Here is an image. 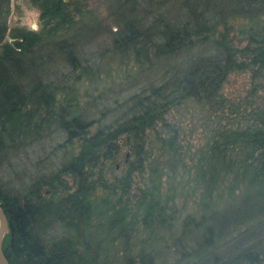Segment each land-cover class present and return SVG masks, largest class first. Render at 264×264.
I'll use <instances>...</instances> for the list:
<instances>
[{
  "label": "trees",
  "instance_id": "trees-1",
  "mask_svg": "<svg viewBox=\"0 0 264 264\" xmlns=\"http://www.w3.org/2000/svg\"><path fill=\"white\" fill-rule=\"evenodd\" d=\"M9 1L0 0L7 264H264V117L212 126L190 165L168 118L187 101L214 115L227 73L264 65V0H106L107 24L78 2L29 0L36 29L7 27ZM236 17L261 19L239 49L248 61H236L224 33L214 37ZM123 58L130 75L102 84L106 64ZM121 145V171L108 176Z\"/></svg>",
  "mask_w": 264,
  "mask_h": 264
},
{
  "label": "rangeland",
  "instance_id": "rangeland-1",
  "mask_svg": "<svg viewBox=\"0 0 264 264\" xmlns=\"http://www.w3.org/2000/svg\"><path fill=\"white\" fill-rule=\"evenodd\" d=\"M70 3L78 2L85 7L95 17L103 20L107 24L109 19V9L106 0H69ZM38 9L30 3L29 0H10L9 13L6 17L7 27H24L26 29H36L38 27ZM261 23L245 18H232L226 24L219 25L214 31V37L219 33H224L227 41L234 47L235 58L237 62L248 61L241 49L247 42L249 28L256 27ZM114 29V26H110ZM101 38V37H100ZM100 38L96 43L101 44ZM102 40V39H101ZM245 56V57H244ZM134 65L129 58H123L122 61L113 60L106 64L105 69L100 73V82L104 85L116 83L128 77L132 72ZM88 88L87 82H82L80 89ZM220 102L214 107V115H205V113L195 104L187 101L180 108L173 110L168 118L174 124L179 126V142L181 150L185 151V162L190 165L194 162V156L191 154L194 148L203 144L211 133V127L214 126V133L219 129L232 128L240 129L245 126L256 124L259 118L264 117V65L259 67L257 64L246 67H234L230 70L222 81L220 88ZM208 117V118H207ZM73 144V149L75 147ZM128 153L126 146L121 145L119 155L114 162V168L108 169V176L119 174L123 165L124 154ZM153 155L156 151L153 150ZM175 166L178 175L175 180L185 182L188 178V171L181 163ZM190 171V170H189ZM179 174L183 176L180 177ZM190 181L188 180V185ZM99 196L101 192H96ZM189 202L187 209L192 208Z\"/></svg>",
  "mask_w": 264,
  "mask_h": 264
},
{
  "label": "water",
  "instance_id": "water-1",
  "mask_svg": "<svg viewBox=\"0 0 264 264\" xmlns=\"http://www.w3.org/2000/svg\"><path fill=\"white\" fill-rule=\"evenodd\" d=\"M5 40H10L7 34H5L3 41ZM6 230H7L6 219L0 208V264H7V261L1 251V241H2L3 234L6 232Z\"/></svg>",
  "mask_w": 264,
  "mask_h": 264
}]
</instances>
